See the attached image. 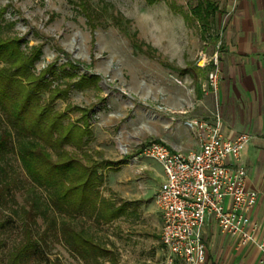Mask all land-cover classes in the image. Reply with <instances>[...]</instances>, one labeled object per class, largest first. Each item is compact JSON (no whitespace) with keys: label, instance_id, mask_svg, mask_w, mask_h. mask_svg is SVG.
<instances>
[{"label":"rangeland","instance_id":"rangeland-1","mask_svg":"<svg viewBox=\"0 0 264 264\" xmlns=\"http://www.w3.org/2000/svg\"><path fill=\"white\" fill-rule=\"evenodd\" d=\"M201 1L0 0L1 19L12 23L9 34L20 37L27 48L40 49L36 71L52 66L56 71L64 67L76 72L74 78L58 79L66 84L81 74L98 77L94 84L67 89L53 105L68 108L71 120L82 114L77 108L90 109L92 133L83 150L100 165L101 195L114 205H125L128 213L97 227L87 223L90 230L99 231L119 264H165L160 214L149 195L156 187L159 166L151 159L135 160L133 155L141 144L164 134H185L183 119L212 109L209 66H199L197 61L213 53L219 36L223 44L226 10L224 0H211L218 11L213 22L208 19L204 24L191 14ZM64 83L52 85L64 89ZM199 86L208 93L202 92L201 99L196 98ZM50 158L55 159L51 150ZM0 186V221L13 219L0 230V254L5 258L23 240L18 214L28 187L14 152H0ZM34 192L35 198H45L42 188L35 186ZM50 214L52 209L46 216H35L34 232L51 222ZM72 223L76 228L80 225L79 219ZM58 224L56 218L46 233L42 260L30 257L21 264H85L63 244ZM100 261L109 262L106 257Z\"/></svg>","mask_w":264,"mask_h":264},{"label":"trees","instance_id":"trees-1","mask_svg":"<svg viewBox=\"0 0 264 264\" xmlns=\"http://www.w3.org/2000/svg\"><path fill=\"white\" fill-rule=\"evenodd\" d=\"M146 1L152 3L154 0ZM217 11L211 0H202L191 8V14L204 24L208 19L213 22ZM11 24L0 17V152L18 155L28 187L18 214L23 240L7 257L0 254V264H21L23 259L30 257L42 260L44 238L56 218L63 244L85 264H102L101 257L108 258V264H119L113 249L101 241L99 231L90 230V223H87L96 227L107 224L125 208L101 195L100 165L83 150L92 133L88 127L90 109L77 108L82 114L71 120L67 117L68 108L59 110L53 105L55 98L65 94L67 89L94 84L98 77L81 74L66 84L63 78H74L76 72L64 67L56 71L52 66L36 71L40 49L27 48L20 37L10 35ZM53 82L64 83L65 88L53 86ZM201 96L199 86L196 98ZM50 150L55 159L50 158ZM35 186L42 188L44 199L42 196L35 198ZM50 209L54 213L48 215L51 222L47 220L37 234L34 232L35 216H46ZM78 219L80 225L76 228L72 221ZM12 221L10 218L0 221V230Z\"/></svg>","mask_w":264,"mask_h":264},{"label":"built area","instance_id":"built-area-1","mask_svg":"<svg viewBox=\"0 0 264 264\" xmlns=\"http://www.w3.org/2000/svg\"><path fill=\"white\" fill-rule=\"evenodd\" d=\"M221 45L219 36L213 53L197 61L199 66H209L207 81L213 91L218 85ZM183 123L195 135L197 148L171 149L162 141H148L133 155L134 159L154 160L162 169L154 202L162 220L159 239L165 264L205 261L202 232L207 217L213 218L220 233L240 245L252 243L264 254V234H259L260 223L252 216L259 193L247 186V171L240 161L251 133L224 135L217 108L211 120L192 116Z\"/></svg>","mask_w":264,"mask_h":264},{"label":"crops","instance_id":"crops-1","mask_svg":"<svg viewBox=\"0 0 264 264\" xmlns=\"http://www.w3.org/2000/svg\"><path fill=\"white\" fill-rule=\"evenodd\" d=\"M224 9L218 85L216 91L210 89L212 109L198 116L211 120L212 112L217 108L224 135L233 137L241 131L251 133L252 138L242 150L240 161L247 171V186L260 191L252 216L260 223L259 234H264V0H224ZM185 127V134L168 133L150 141H162L171 149L197 148L195 135ZM158 166L156 187L149 193L154 204L163 177L161 166ZM140 168L147 167L143 164ZM126 210L124 208L117 218L128 213ZM151 218H154L153 214ZM161 224L159 215V234ZM202 239L206 248V259L202 264H264V254L254 244L240 245L235 238L220 233L212 217L205 220ZM161 250L164 256L162 244Z\"/></svg>","mask_w":264,"mask_h":264}]
</instances>
